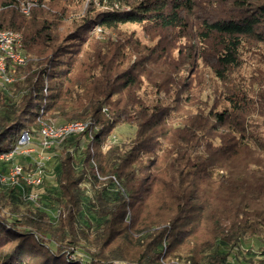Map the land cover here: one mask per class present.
Returning a JSON list of instances; mask_svg holds the SVG:
<instances>
[{"label": "trees", "instance_id": "obj_1", "mask_svg": "<svg viewBox=\"0 0 264 264\" xmlns=\"http://www.w3.org/2000/svg\"><path fill=\"white\" fill-rule=\"evenodd\" d=\"M99 2L106 8L85 23L87 30L126 23L174 29L194 7V0ZM234 3L240 12L205 13L198 24L197 58L211 54L215 78V104L207 109L189 92L192 80L179 74L186 68L172 74L167 66L160 80L148 75L158 95H137L145 59L154 61L158 48L132 70L98 55L83 62L78 56L89 36L56 45L19 0H0V28L22 33L29 58L18 67L25 76L16 97L0 86V156L24 129L42 122H90L80 155L69 149L82 134L63 143L55 162L58 185L41 207L0 186V264H165L183 250L196 264L208 249L213 254L206 264H226L232 254L250 251L245 239L259 241L257 264H264V139L255 118L264 97L231 80L244 43H264V2ZM80 67L83 78L76 76ZM219 99L228 105L218 108ZM121 124L135 127L128 145L110 140ZM237 264L254 260L244 256Z\"/></svg>", "mask_w": 264, "mask_h": 264}, {"label": "rangeland", "instance_id": "obj_2", "mask_svg": "<svg viewBox=\"0 0 264 264\" xmlns=\"http://www.w3.org/2000/svg\"><path fill=\"white\" fill-rule=\"evenodd\" d=\"M19 1L20 5L26 1L35 4L30 9V13H32L30 16L40 18L42 26L46 27L43 30L44 34L48 33L50 36H53L56 45L64 44L70 37L76 35L85 34L89 36L92 39L91 43L88 41L84 46L83 53L78 56L82 61H87L88 57L98 55L102 58L106 57L107 60L115 61L119 65V70L125 68L132 70L140 60V57H150L151 49L158 48L157 54L153 59L154 61L148 62L149 59H145L146 71L141 78L142 83L137 91V95L144 99H151L158 95L156 88L148 81V75H152L154 79L160 80L165 78V68L167 66L171 68L167 71H171L172 74L178 71V67L186 68V70L183 69L184 71H181L179 74L184 72V75L189 80H192L193 86L188 89L189 92L200 98V104L207 109L215 104L213 93L215 78L209 66L212 62L211 54L206 52L204 57L197 58L198 51H201L200 47L202 46V42L197 40L200 18H204L206 16L205 13L228 15L242 10L238 8L234 0H231L229 3H222L220 0H194L192 12H185V24L174 29L166 30L151 23H126L113 29L96 27L92 30H87L85 23L95 18L100 11L106 8L99 0ZM189 10L191 9L189 8ZM30 16L28 15V17ZM179 49L182 51L180 54L178 53ZM50 52L51 49L46 50L48 56L51 54ZM157 56H160V58ZM240 58L241 64L233 71L231 80L240 83L242 88L251 90L248 93L254 95L255 93H260L264 97V43L247 41L241 48ZM170 62H172V65L168 64ZM23 69L25 67L17 68L16 70V81L9 87L11 96L16 97L19 93L16 89V84L25 76ZM76 76L77 78L85 76L81 67L78 69ZM75 92H82V90L78 88ZM219 100L216 101V103L219 102L218 108L228 105L223 99ZM247 100L251 102L249 98ZM262 103L264 105V100ZM255 118L258 126L257 130L264 139V108L263 113L255 116ZM63 120L65 119L58 117L52 121L58 122ZM134 136L135 127L121 124L117 126L110 140L118 144L128 145L134 139ZM0 167H2L1 161ZM53 183V174H50L44 187V196L47 192L54 191ZM242 244L250 251H246L247 254L245 255L243 253L232 254L226 264H237L238 260L244 258V256L251 257L254 260V264L258 263V260L261 258L259 241L256 239H245L242 241ZM181 252V255L178 253L179 257L166 258L164 260L165 264L174 262L177 264H192L186 252L184 250ZM211 254H213V250L211 249L200 252L195 259L196 264H206L210 260Z\"/></svg>", "mask_w": 264, "mask_h": 264}, {"label": "built area", "instance_id": "obj_3", "mask_svg": "<svg viewBox=\"0 0 264 264\" xmlns=\"http://www.w3.org/2000/svg\"><path fill=\"white\" fill-rule=\"evenodd\" d=\"M32 4L30 1L23 2L22 11L29 14ZM28 59L23 49L22 33L0 28V86L9 90L16 81L17 68L26 65ZM89 126V121L72 120L42 122L38 129H24L15 147L0 156V186L15 190L25 201L41 207L44 187L50 174H53V186L58 185L55 162L63 143L72 135L82 134L77 147L69 149L77 157L87 142L84 134ZM59 214V211L53 213L55 217ZM114 264L127 263L116 261Z\"/></svg>", "mask_w": 264, "mask_h": 264}]
</instances>
